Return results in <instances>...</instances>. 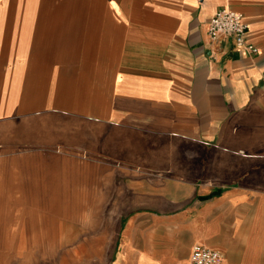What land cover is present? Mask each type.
I'll return each instance as SVG.
<instances>
[{"label": "crops", "instance_id": "1", "mask_svg": "<svg viewBox=\"0 0 264 264\" xmlns=\"http://www.w3.org/2000/svg\"><path fill=\"white\" fill-rule=\"evenodd\" d=\"M222 7L255 55L209 38ZM0 149V252L112 226L82 250L264 264V0H0Z\"/></svg>", "mask_w": 264, "mask_h": 264}, {"label": "rangeland", "instance_id": "2", "mask_svg": "<svg viewBox=\"0 0 264 264\" xmlns=\"http://www.w3.org/2000/svg\"><path fill=\"white\" fill-rule=\"evenodd\" d=\"M28 150L29 148H21V147H14L11 151V154L14 155H22L21 153H23L22 151L24 150ZM2 150V149H0ZM2 152L0 151V158L1 159H6V158H12L11 155L9 156H2L1 154ZM24 154H26V152L24 151ZM82 164L84 165V163H90L87 162L86 159L84 161H81ZM2 181L3 180V176L2 178H0ZM13 206V210H12V215L15 218L18 213H21L20 210V206L21 205H10V207ZM25 206V205H24ZM28 206V205H26ZM44 206V205H42ZM41 206V207H42ZM9 205H5V204H1L0 203V216L3 218L6 215L9 217L11 214L7 212ZM9 207V208H10ZM40 208V206H38ZM83 207V202H82V206ZM26 212V211H25ZM44 213L43 212H37L36 217L42 216ZM24 214V213H23ZM80 215V218L75 221L74 223L76 225H80V226H84L85 224H89V223H93L97 226H100L101 221L100 220H86L85 214L82 212ZM25 218L27 217V215H23ZM35 217V218H36ZM2 221V219H0ZM101 227V226H100ZM90 227H84L82 230L88 229ZM99 228V227H98ZM96 227L93 228L92 230V234H84V233H79L80 228H78V234H76V229L72 228L71 230H69L68 228L63 230L64 231V235H62L61 237V251L60 253H55L52 251H48V252H0V264H10V255H12V263L11 264H106V252L101 251L100 249L98 250H94L93 252L90 251H86V250H82L86 245H88L87 243L92 242V243H108L110 241L107 242V240H104V237L102 238L100 236V232L102 230H107L110 232L113 231L112 226L110 228L107 229H98ZM106 228V227H105ZM98 230V231H97ZM89 232L91 231L88 230ZM87 231V232H88ZM47 242V240H45ZM36 242V241H35ZM81 248V250H79ZM59 254V256H58ZM59 257V258H58Z\"/></svg>", "mask_w": 264, "mask_h": 264}, {"label": "built area", "instance_id": "3", "mask_svg": "<svg viewBox=\"0 0 264 264\" xmlns=\"http://www.w3.org/2000/svg\"><path fill=\"white\" fill-rule=\"evenodd\" d=\"M208 36L211 40L231 39L237 49L246 55H255L256 47L247 41L248 24L241 14L227 7L218 9L208 22ZM188 264H224L223 255L202 244L191 247Z\"/></svg>", "mask_w": 264, "mask_h": 264}]
</instances>
